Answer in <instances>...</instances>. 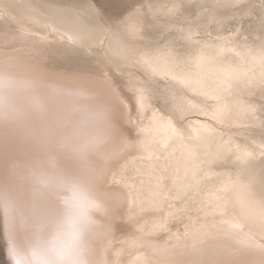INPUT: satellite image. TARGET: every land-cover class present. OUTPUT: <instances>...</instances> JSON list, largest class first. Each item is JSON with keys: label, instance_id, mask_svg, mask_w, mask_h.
Listing matches in <instances>:
<instances>
[{"label": "bare ground", "instance_id": "1", "mask_svg": "<svg viewBox=\"0 0 264 264\" xmlns=\"http://www.w3.org/2000/svg\"><path fill=\"white\" fill-rule=\"evenodd\" d=\"M247 1L142 0L115 17L96 0H0L10 264L69 188L94 203L88 264H264V138L250 133L263 125L264 37L192 26Z\"/></svg>", "mask_w": 264, "mask_h": 264}, {"label": "clouds", "instance_id": "2", "mask_svg": "<svg viewBox=\"0 0 264 264\" xmlns=\"http://www.w3.org/2000/svg\"><path fill=\"white\" fill-rule=\"evenodd\" d=\"M3 86L0 80V88ZM93 210L87 192L69 188L62 211L47 233L17 249L12 264H88L85 234Z\"/></svg>", "mask_w": 264, "mask_h": 264}, {"label": "rangeland", "instance_id": "3", "mask_svg": "<svg viewBox=\"0 0 264 264\" xmlns=\"http://www.w3.org/2000/svg\"><path fill=\"white\" fill-rule=\"evenodd\" d=\"M98 1L102 7H104L109 14L120 17L124 15L136 2H141L142 0H96ZM253 2V3H252ZM251 5V6H250ZM262 5V6H261ZM250 8V9H249ZM248 9V10H247ZM208 10L205 8L204 13ZM221 9L220 11H222ZM233 10V9H232ZM247 10V11H246ZM223 15V16H222ZM222 18H220V17ZM226 16V17H225ZM228 16V17H227ZM214 17L216 20L208 21L204 18V16L195 17L193 23L194 29H196L199 33L218 36L223 34L224 36L238 32L239 35L251 40H256L259 37H264V30L260 28H255V22L264 18V0H249L243 4L238 10L234 11H223L221 13H214ZM149 33H153V29H148ZM207 31V32H206ZM76 56H79L77 59L82 62H87V66L91 65V60H86L84 56L81 54V51L75 52ZM74 60V61H77ZM159 86V85H158ZM123 94H126V89L124 86L120 85ZM161 94L164 93L161 92ZM256 106L260 109V115L263 118L262 128H252L251 134L255 136H259L264 138V93L258 97H256ZM165 103L163 98L157 97L155 98V105L158 107H162ZM133 110V109H132ZM258 131H257V130ZM254 130V131H253ZM132 131H130V134ZM0 264H10L9 259L6 256L5 251V242L2 233V220L0 219ZM4 245V246H3Z\"/></svg>", "mask_w": 264, "mask_h": 264}, {"label": "snow or ice", "instance_id": "4", "mask_svg": "<svg viewBox=\"0 0 264 264\" xmlns=\"http://www.w3.org/2000/svg\"><path fill=\"white\" fill-rule=\"evenodd\" d=\"M183 38L186 39V40H188V41H190V42L193 43V44H197V45H198V44L200 43L198 40H193L191 34H188V35H186V36L183 37ZM201 59H202V58H201ZM262 107H264V106H262ZM244 110H245V111H254L255 109H254L253 106H247ZM217 114H219V112H218ZM156 122H158V121H156ZM167 128H168V129H171V128H172L171 123H168V124H167ZM173 131H174V129H173Z\"/></svg>", "mask_w": 264, "mask_h": 264}]
</instances>
